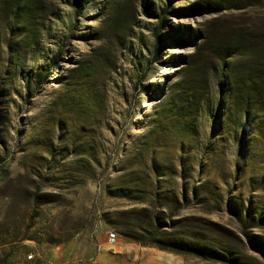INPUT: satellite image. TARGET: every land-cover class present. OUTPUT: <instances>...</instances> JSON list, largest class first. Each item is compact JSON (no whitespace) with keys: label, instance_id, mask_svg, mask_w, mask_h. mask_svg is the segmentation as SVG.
Instances as JSON below:
<instances>
[{"label":"rangeland","instance_id":"rangeland-1","mask_svg":"<svg viewBox=\"0 0 264 264\" xmlns=\"http://www.w3.org/2000/svg\"><path fill=\"white\" fill-rule=\"evenodd\" d=\"M258 80L264 0H0V264H264Z\"/></svg>","mask_w":264,"mask_h":264},{"label":"built area","instance_id":"built-area-1","mask_svg":"<svg viewBox=\"0 0 264 264\" xmlns=\"http://www.w3.org/2000/svg\"><path fill=\"white\" fill-rule=\"evenodd\" d=\"M116 242V234L114 232H111L107 236V243L111 246H113ZM32 256H28V259H30Z\"/></svg>","mask_w":264,"mask_h":264},{"label":"trees","instance_id":"trees-1","mask_svg":"<svg viewBox=\"0 0 264 264\" xmlns=\"http://www.w3.org/2000/svg\"><path fill=\"white\" fill-rule=\"evenodd\" d=\"M161 42H160V38H159V36L157 35V46L156 47H159V44H160ZM264 81L263 80H258V83H263Z\"/></svg>","mask_w":264,"mask_h":264}]
</instances>
